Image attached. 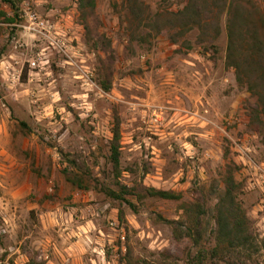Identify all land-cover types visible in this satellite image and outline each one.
I'll return each mask as SVG.
<instances>
[{"label":"rangeland","instance_id":"1","mask_svg":"<svg viewBox=\"0 0 264 264\" xmlns=\"http://www.w3.org/2000/svg\"><path fill=\"white\" fill-rule=\"evenodd\" d=\"M184 3L138 0L137 18L126 0H18L14 23L0 16V264H91V255L125 264L128 252L137 264L164 252L184 264L195 248L162 219L193 200L211 210L228 170L255 241L264 240V190L248 185L256 171L264 180V125L250 122L249 94L224 65L225 15L210 46L196 29L172 43L177 29L146 25ZM0 10L12 15L1 0ZM30 13L56 23L51 34L67 46L29 29ZM116 123L117 178L108 158ZM117 183L181 196L127 195L129 207L107 194ZM209 221L201 241H213ZM246 252L220 264L263 262V248Z\"/></svg>","mask_w":264,"mask_h":264},{"label":"trees","instance_id":"2","mask_svg":"<svg viewBox=\"0 0 264 264\" xmlns=\"http://www.w3.org/2000/svg\"><path fill=\"white\" fill-rule=\"evenodd\" d=\"M6 3L12 15L8 16L0 10V16L6 22L14 23L18 16V0H1ZM134 16L139 11L138 0H126ZM222 14L225 15V50L224 65L232 69L237 85L245 87L248 92L247 111L250 122L264 125V14L258 9L256 0H185L184 5L176 11H165L154 14V19H147L146 25L156 29H177L169 35L172 43L177 38L184 37L192 30H197V42L208 43L209 46L220 34ZM139 18L138 15H136ZM144 20V19H143ZM208 49V48H207ZM109 160L119 176V132L118 124L112 130V138L108 145ZM67 180L79 189L86 188L77 178L66 176ZM118 192L107 191L111 198L124 202L129 207L133 203L125 196H135L137 200L144 197L162 199H178L181 194L171 189H161L153 186L140 185L139 188L127 187L117 183ZM239 183L231 171L224 173L219 190L213 188L215 203L211 210H206L204 202L193 200L183 203L182 214L177 219H162L171 228L176 241L187 240L195 251L188 250L184 255V264H220L224 255L234 253L242 257L243 250L258 252L264 249V240L258 244L252 229V223L245 209L237 198ZM209 219L213 220V241H201L206 233ZM246 252V253H247ZM249 253V252H248ZM250 253L248 254V256ZM156 259L145 264H179L176 256L161 253ZM241 263L246 264L243 259ZM125 264H137L128 252ZM261 264H264V259Z\"/></svg>","mask_w":264,"mask_h":264},{"label":"built area","instance_id":"3","mask_svg":"<svg viewBox=\"0 0 264 264\" xmlns=\"http://www.w3.org/2000/svg\"><path fill=\"white\" fill-rule=\"evenodd\" d=\"M28 20L30 21V25L28 26L29 29H33L35 31H41L42 34L46 35L48 38H50V44L53 47H58L60 49L65 48L67 45L65 44L64 39H61L60 37L51 34V31H58L57 30V24L51 23L48 19H44L37 15L36 13H30L28 15ZM63 31V30H59ZM57 34L60 32H56ZM255 176L254 178L248 179V185L249 187L256 188L259 187L260 189L264 190V180L261 179L257 171L254 172ZM260 179V180H259ZM110 226L113 228L114 226H117V222L115 219H112L109 222ZM120 238L123 240L124 236L123 234L120 235ZM102 251H100L101 253Z\"/></svg>","mask_w":264,"mask_h":264},{"label":"crops","instance_id":"4","mask_svg":"<svg viewBox=\"0 0 264 264\" xmlns=\"http://www.w3.org/2000/svg\"><path fill=\"white\" fill-rule=\"evenodd\" d=\"M90 255H91V254H90ZM89 259H90V261H91V264H101V263H100V260H101V259H99V257H98V259H97V262H96L95 259L92 257V255L90 256Z\"/></svg>","mask_w":264,"mask_h":264}]
</instances>
